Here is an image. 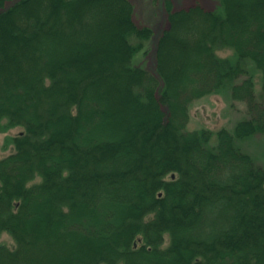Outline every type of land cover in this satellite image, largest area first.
Masks as SVG:
<instances>
[{"label":"trees","instance_id":"1","mask_svg":"<svg viewBox=\"0 0 264 264\" xmlns=\"http://www.w3.org/2000/svg\"><path fill=\"white\" fill-rule=\"evenodd\" d=\"M211 1H166L152 72L131 0H0V264H264V0ZM224 91L247 117L191 130Z\"/></svg>","mask_w":264,"mask_h":264},{"label":"rangeland","instance_id":"2","mask_svg":"<svg viewBox=\"0 0 264 264\" xmlns=\"http://www.w3.org/2000/svg\"><path fill=\"white\" fill-rule=\"evenodd\" d=\"M134 4V18L137 24L148 26L154 30L153 38L147 43L149 50L146 54L140 53L134 59V65L144 67L152 72L156 65V46L157 40L169 23L167 19L166 1L167 0H131ZM196 3L202 4L208 9H214L216 2L211 0H173L175 9L188 8ZM220 56H231V51H221ZM253 68V67H252ZM257 80L259 73L256 72ZM259 81V80H258ZM257 88L260 89L258 82ZM259 91V90H258ZM247 117V108L244 103L236 102L231 98L229 91L207 97L196 103L191 110L190 129L201 128L217 131L222 128L232 130L236 123ZM3 122L0 128V159L10 155L14 151L13 139L21 133V127H5ZM246 152L250 153L255 160L264 165V137L256 136L243 145ZM0 245L15 248V241L8 235L0 237Z\"/></svg>","mask_w":264,"mask_h":264}]
</instances>
